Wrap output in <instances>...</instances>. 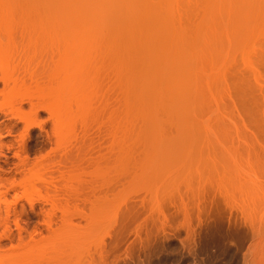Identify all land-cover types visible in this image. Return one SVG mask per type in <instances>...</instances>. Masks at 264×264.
Segmentation results:
<instances>
[{"label":"rangeland","instance_id":"1","mask_svg":"<svg viewBox=\"0 0 264 264\" xmlns=\"http://www.w3.org/2000/svg\"><path fill=\"white\" fill-rule=\"evenodd\" d=\"M39 1L0 0V264H264V0L217 3L213 53L229 92L220 119L198 115V144L171 151L143 146L156 134L133 114L146 137L131 128L129 156L110 71L86 131L59 130L46 106L64 51L32 33Z\"/></svg>","mask_w":264,"mask_h":264},{"label":"bare ground","instance_id":"2","mask_svg":"<svg viewBox=\"0 0 264 264\" xmlns=\"http://www.w3.org/2000/svg\"><path fill=\"white\" fill-rule=\"evenodd\" d=\"M43 1L42 4L40 1L31 3L34 10L31 11L33 14L29 12V15L33 20L29 15L27 18L34 22L31 24L34 35L37 34L40 38L45 32L44 34H49L48 40L51 38L53 47L63 48L64 57L60 58L63 59L65 68L63 71L59 70L60 73L57 69L58 72L54 74L57 81L54 83L56 85L50 88L51 91L49 90V104L46 107L56 114L58 128L67 137L75 136L79 128L82 130L85 127V130L88 121L95 115L94 110L99 105L97 98L101 96H97L101 85L99 79L106 70L107 73H114L117 90L120 91L118 96L121 106L115 113L121 117L119 123L116 120L121 141L117 144L120 145L121 152L127 153L128 156L129 153L125 149L131 145L135 128L138 143L146 137L140 140L142 128L138 131L137 124L133 128V114H140L137 118L143 120L145 126L147 125L144 122L148 120L150 126L146 127L149 128L147 131L153 130L156 134V137L151 138L153 141H145V138L142 141L143 146L147 143L149 147L154 144L171 151H179L198 144V125L194 120L198 115H204V112L208 111L209 114L215 113L218 119L217 114L223 113L225 103L221 101L225 100L224 93L228 92L226 85L222 86L224 81L226 82V67L221 64L222 61H217L218 57L215 58L214 54L221 41V34L215 27L220 9L217 3L224 2L223 0H204L205 3L198 0H184L185 3L181 2L182 0ZM252 1L254 0L249 2ZM193 3L199 4L198 7ZM38 4L44 9L43 15H40ZM199 6L204 10L201 20L196 18ZM256 12L252 15H256ZM207 26L214 29L211 36L208 35L209 32L206 33L208 30L205 31ZM10 46L12 47L11 44ZM15 48L17 49V46ZM224 125L225 123L222 124ZM219 129L221 135L223 129ZM246 142V146L252 145ZM224 144L226 145V142ZM213 146L216 145L213 143ZM65 188L66 191L78 194V190ZM50 224L53 225L49 223V228ZM61 227L63 223L58 226V231L59 228L63 229ZM31 256L33 255L27 256L25 251L20 253L18 259Z\"/></svg>","mask_w":264,"mask_h":264}]
</instances>
